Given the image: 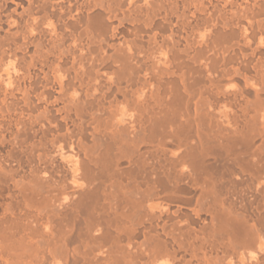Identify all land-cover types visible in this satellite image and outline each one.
I'll list each match as a JSON object with an SVG mask.
<instances>
[{
  "label": "bare ground",
  "instance_id": "1",
  "mask_svg": "<svg viewBox=\"0 0 264 264\" xmlns=\"http://www.w3.org/2000/svg\"><path fill=\"white\" fill-rule=\"evenodd\" d=\"M0 264H264V0H0Z\"/></svg>",
  "mask_w": 264,
  "mask_h": 264
}]
</instances>
